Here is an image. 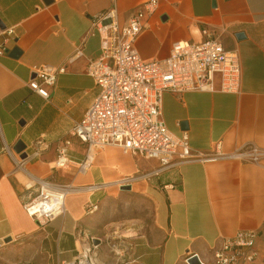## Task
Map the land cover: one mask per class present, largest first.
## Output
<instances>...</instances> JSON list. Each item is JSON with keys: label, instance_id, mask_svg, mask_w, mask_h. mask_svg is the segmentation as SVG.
I'll use <instances>...</instances> for the list:
<instances>
[{"label": "crops", "instance_id": "0c3cea01", "mask_svg": "<svg viewBox=\"0 0 264 264\" xmlns=\"http://www.w3.org/2000/svg\"><path fill=\"white\" fill-rule=\"evenodd\" d=\"M147 1L0 0V46L9 50L0 55V264L74 262L91 218L88 208L101 201L100 193L71 192L66 213L42 225L24 208L28 173L79 190L94 184L122 188L120 182L133 177L127 185L144 189L158 205L156 233L133 243L134 264H182L188 254L213 250L240 230L260 232L253 264H264V159L182 160L163 168L157 159L109 146L80 170L88 148L72 130L99 93L87 71L102 54L95 23L115 9L124 25ZM145 20L148 27L135 45L146 61L168 57L178 41L199 42L204 28L240 56L239 92L222 91L219 75L213 91L166 92L168 128L187 132L194 151H209L217 142L226 152L247 142L264 148V0H158ZM14 48L21 54L12 55ZM40 65L65 67L49 98L29 87ZM20 140L25 158L15 150ZM63 146L69 164L58 168Z\"/></svg>", "mask_w": 264, "mask_h": 264}, {"label": "built area", "instance_id": "2783aa9c", "mask_svg": "<svg viewBox=\"0 0 264 264\" xmlns=\"http://www.w3.org/2000/svg\"><path fill=\"white\" fill-rule=\"evenodd\" d=\"M157 5L158 0H148L145 9L132 15L124 25L118 22L115 9L98 16L95 26L101 36L102 54L90 61L87 71L99 86V93L72 130V134L88 148L86 158L80 164L81 172L91 167L97 152L109 146L157 159L163 168L182 160H239L261 164L264 148L252 142L231 152L224 151L221 142L209 151H194L187 132L177 135L166 125L163 119L166 92L213 91L217 75L222 91L239 92L242 66L239 53L226 49L209 28L202 30L203 38L199 42L178 41L173 44L168 57L144 60L135 43L148 27L146 15ZM6 32L11 36L14 29L9 28ZM6 52V45L0 46V55ZM64 71V66H36L29 87L43 98H49V87L55 86ZM68 164V148L63 146L59 149L56 167L64 168ZM132 180L133 177H127L120 184L127 185ZM96 185L100 187L94 191L106 186H91ZM24 188L29 192L25 211L42 225L66 213L69 187L28 173ZM97 208L98 203L93 202L88 212ZM259 236L258 230H240L234 236L222 239L214 248V264H253ZM79 238L76 260L65 264H100L96 246L90 244L87 234L83 231Z\"/></svg>", "mask_w": 264, "mask_h": 264}, {"label": "rangeland", "instance_id": "374dc122", "mask_svg": "<svg viewBox=\"0 0 264 264\" xmlns=\"http://www.w3.org/2000/svg\"><path fill=\"white\" fill-rule=\"evenodd\" d=\"M88 187V186H87ZM99 207L87 223V239L96 246L100 264H134L131 260L133 243L144 234L156 233L158 205L144 189H100ZM94 238L100 240L94 244ZM214 249L198 254L205 264H214ZM190 255V254H188ZM193 255V254H191ZM182 264H187L186 259Z\"/></svg>", "mask_w": 264, "mask_h": 264}, {"label": "water", "instance_id": "95a60500", "mask_svg": "<svg viewBox=\"0 0 264 264\" xmlns=\"http://www.w3.org/2000/svg\"><path fill=\"white\" fill-rule=\"evenodd\" d=\"M0 26H3L1 20H0ZM243 35H244L243 33H239L238 37L243 36ZM7 51H9V50L7 49ZM10 53L14 56H18L21 54V52L18 48H14L13 50L10 51ZM25 148H26V144L22 140L18 141L16 146H15V150L18 153H22V155H21L22 158L27 157V154L22 152ZM122 189L131 190V185H125L122 187ZM9 240L10 239H8L7 241H9ZM93 241H94V244H96V245L100 243V240L97 238H94ZM187 264H205V263L203 262V260L201 259V257L198 254H193L192 256L187 258Z\"/></svg>", "mask_w": 264, "mask_h": 264}, {"label": "bare ground", "instance_id": "6f19581e", "mask_svg": "<svg viewBox=\"0 0 264 264\" xmlns=\"http://www.w3.org/2000/svg\"><path fill=\"white\" fill-rule=\"evenodd\" d=\"M118 183V182H117ZM107 185V184H106ZM110 185V184H109ZM98 187H100V185H96V186H89L88 188L86 189H73V188H69L68 189V194L71 193V192H75V191H89V192H92L94 191L95 189H97Z\"/></svg>", "mask_w": 264, "mask_h": 264}]
</instances>
